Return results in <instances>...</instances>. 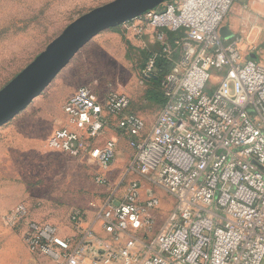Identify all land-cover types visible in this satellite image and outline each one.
<instances>
[{
    "label": "built area",
    "instance_id": "built-area-1",
    "mask_svg": "<svg viewBox=\"0 0 264 264\" xmlns=\"http://www.w3.org/2000/svg\"><path fill=\"white\" fill-rule=\"evenodd\" d=\"M235 4L167 0L121 25L140 39L155 31L161 50L142 75L159 76L160 58L171 62L160 78L164 103L149 123L116 89L84 85L65 100L67 120L47 147L97 164L94 180L106 192L91 203L89 223L86 211L71 214L75 237L32 220L31 250L58 264H264V57L250 58L244 37L221 34ZM122 138L134 152L115 179ZM149 183L175 199L161 224V198L143 194ZM26 213L21 204L8 218Z\"/></svg>",
    "mask_w": 264,
    "mask_h": 264
},
{
    "label": "rangeland",
    "instance_id": "rangeland-1",
    "mask_svg": "<svg viewBox=\"0 0 264 264\" xmlns=\"http://www.w3.org/2000/svg\"><path fill=\"white\" fill-rule=\"evenodd\" d=\"M111 1L113 0H0V90L45 50L71 22ZM229 19L236 34L244 37L247 54L264 53V0L239 2ZM86 45L70 61L74 64L73 69L70 71L64 67L43 93L27 107L28 111L33 108L49 109L47 112L34 111L33 119L28 120L29 125L44 127L42 134L40 133L42 147L39 151L33 150L29 138L22 144V148L21 143L14 138L8 141L7 146L0 144V264H58L31 250L25 239L29 223L32 220H50L62 232H70L74 229L70 216L75 207H68L65 198L82 193L89 196L88 200L103 196L94 180L99 170L96 164L83 163L62 151H45L44 143L48 135L61 123L62 105L68 94L84 85H90L104 94L111 89L126 92L132 99L130 110L145 117L148 122H154L163 105L162 101L154 98L153 93L161 92V76L155 80H147L142 75V69L148 61L147 49L126 44L121 61L115 62L108 58V63L106 55L100 49L96 56H87L81 60V57L90 55ZM64 75H67L65 80ZM61 79L64 82L60 84ZM122 143L124 151L120 150L119 159L123 158L125 164V145L128 140L122 138ZM7 149L12 152L11 158L4 159L3 153ZM46 156L53 157L51 164L45 160ZM123 170L117 175L111 173V177L118 179ZM10 181L13 182L12 189ZM3 186L10 189L5 197L2 196ZM147 186L151 190L144 187V196L153 191L162 200V207L158 212L161 224L173 209L175 199L161 187L150 183ZM51 198L55 200V204L48 209L46 205ZM19 203L27 205L26 215L18 223L5 222L4 205L11 206L7 207L11 210ZM120 245L115 243L113 248Z\"/></svg>",
    "mask_w": 264,
    "mask_h": 264
},
{
    "label": "water",
    "instance_id": "water-1",
    "mask_svg": "<svg viewBox=\"0 0 264 264\" xmlns=\"http://www.w3.org/2000/svg\"><path fill=\"white\" fill-rule=\"evenodd\" d=\"M167 0H113L71 22L26 68L0 90V127L9 123L51 84L73 57L102 31L115 28ZM223 37L234 32L225 25ZM252 57L255 59L256 54ZM152 78L159 76L152 74Z\"/></svg>",
    "mask_w": 264,
    "mask_h": 264
},
{
    "label": "crops",
    "instance_id": "crops-1",
    "mask_svg": "<svg viewBox=\"0 0 264 264\" xmlns=\"http://www.w3.org/2000/svg\"><path fill=\"white\" fill-rule=\"evenodd\" d=\"M238 1L241 4L245 0H236V4L235 5H237L239 3ZM225 25L229 26L230 29L234 32V34H236V31H235L234 27L230 24V19L229 18L226 20ZM183 34H184V31L168 32V35H169V37L171 39L179 37V36H181ZM125 37H127V39H125ZM128 43H131L132 45H135V46H138V47H143V48L147 49L148 58L150 57L151 54H153L155 52H159L161 50V43L158 42V40L156 38V33H155L154 30L152 32L148 33L144 37V39H140V38L134 37L133 35L126 36V34L123 31L122 26L120 25V26H117L115 28H111V29L102 31L101 33L96 35L90 42H88L86 47H88V49H89L88 52L90 53V55H85V56L81 57V60H84L87 56H91V55L93 57L96 56V54L99 52L98 49H100L104 53V55H106V62L109 63L108 58H110V60H114L115 62H119V61H121L120 60V58L122 57L121 54L123 53L124 49H126L125 45L126 44L128 45ZM253 54H256V53L255 52H253V53L250 52L249 53V57L253 58L252 57ZM259 54L262 55V57H264V53H259ZM257 57H258V55H257ZM73 67H74V64L70 62L64 69H68V70L71 71V69H73ZM66 77H67V75H64L63 79L65 80ZM63 79L60 80V84L64 82ZM147 80H150V79H147ZM160 89H161V86H160ZM76 90L77 89H75L73 92H75ZM99 93L100 94H104V93H101V92H99ZM161 93H162V89H161ZM70 95H71V93H70ZM70 95L68 94L66 99ZM162 95H163V93H162ZM163 103L164 102H162V104ZM23 111L20 114H18L19 117L16 116L9 123H7L4 126L0 127V144H4L5 146H7V143H9L8 141L12 140L14 138L15 140L19 141V143H21V148H22V144L25 143L27 141V139L29 138L31 140V141L29 140L30 141L29 143H30L31 147L33 148V150L34 151L35 150L39 151V148L42 147L40 145L41 144L40 136L42 134L41 132H42V129H44V127L41 128V127H39L37 125H33V124L29 125L28 124V120L29 119H33V117H34L33 112L34 111L47 112V111H49V109H47V108H43V109L42 108H33V109L28 111L27 108H26ZM47 116L48 115H45V117H47ZM61 116H62V119L59 120V122L61 121V123L58 124V126L54 127L52 132L56 128L64 125L66 120H67V117H66V114L63 111V108H62ZM36 117L38 118L39 115H37ZM38 119H40V118H38ZM152 122L149 121V123H152ZM49 125H47V126H49ZM53 126H55V125H53ZM50 128H52V126ZM51 133L48 135V137L51 135ZM48 137H47V139H48ZM47 139H46V141L44 143V148L46 149L45 151L46 152H55V150H51V149H49L47 147ZM123 146H124V144L122 143L121 144V148L122 149H120L122 151H124V147ZM125 147H126V150H127V154L125 155V160H126V163H128V161L130 160V158H131V156H132V154L134 152V149L132 147H130L128 144L125 145ZM38 151L36 153L37 155L39 154ZM57 152H61V151H57ZM11 153H12L11 150L7 149L6 152L3 153V157L2 158H4V159L5 158L6 159L11 158ZM50 157L51 156H46L45 157V160L47 161L48 164H51L53 162V159H52L53 157H51V158ZM123 157H124V155H123ZM76 158L80 159V161L82 160L81 162H83V163L95 164L94 162L88 161L85 158H78V157H76ZM118 160L121 161V162H117L116 165L112 168L111 172L109 173L110 176H111V173H112V175L113 174L117 175L123 169H125L127 164L126 163L124 164L123 158H122V160H120V159H118ZM6 165H7V167L9 166V164H6ZM47 173H48V171H47ZM15 184H18V183H15ZM11 185H13L12 181H10V186ZM96 185H97L98 190H100L101 193H103L102 194L103 196L101 198H99V199H94L93 198V199L88 200L87 198L89 196H85V195H83V193L81 195L78 194V196H72V197L65 198L67 200L68 207H75V211L76 210H82V211L84 210V211H86L88 213L87 214L88 215L87 216V222L88 223H89V221H91L93 219V216H94V208H93V206H91V203L94 202V201H99V200L103 199L104 196H105V192H106V190H105V188L103 186L98 185V184H96ZM6 188L3 186V190L2 191L4 193L2 194V196H4V197L6 196L7 191H10V189H6ZM10 188L12 189V186ZM21 189L23 191H26L24 188H21ZM79 189L81 190L80 186H79ZM54 204H55V200L51 198V201L48 202L46 207H48V209L49 208L51 209V207H53ZM18 205H21V203L16 204L15 206L13 205L14 207L11 210L16 208ZM24 205L27 207V205L25 203H24ZM4 206H5V208L3 210H4L5 215H3V218H4L5 222H7V223H16L14 221L9 220V218H8L9 217L8 215L10 214L11 210H8L9 208L7 209V207H11V206H7L6 204ZM47 221L51 222L50 220H47ZM96 229H97V232L99 233V234H97L98 236L106 238V239L109 238L108 234H106L102 230V228L97 226ZM64 235L70 236V237L77 236L76 231L74 229H72L70 232H65ZM96 245L99 246L98 244H96Z\"/></svg>",
    "mask_w": 264,
    "mask_h": 264
},
{
    "label": "trees",
    "instance_id": "trees-1",
    "mask_svg": "<svg viewBox=\"0 0 264 264\" xmlns=\"http://www.w3.org/2000/svg\"><path fill=\"white\" fill-rule=\"evenodd\" d=\"M128 46H130L129 43H128ZM171 66H172V65H171V62H169V61H167V60H165V59L160 58V59L158 60L159 76H161V75H163L164 73L168 72V71L170 70ZM153 79L155 80V78H151L150 80H153ZM160 86H161V85H160ZM160 86H159V87H160ZM159 87H155V88H159ZM153 93H154V98H156L157 100L163 102V95H162L161 92H159V91H154Z\"/></svg>",
    "mask_w": 264,
    "mask_h": 264
}]
</instances>
